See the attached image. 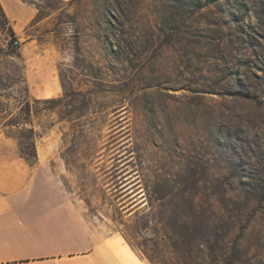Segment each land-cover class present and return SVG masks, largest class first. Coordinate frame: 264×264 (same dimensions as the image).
<instances>
[{"label":"rangeland","instance_id":"1","mask_svg":"<svg viewBox=\"0 0 264 264\" xmlns=\"http://www.w3.org/2000/svg\"><path fill=\"white\" fill-rule=\"evenodd\" d=\"M20 2L36 16L18 34L0 10L16 153L34 133L92 226L146 264H264V0ZM28 60L60 95H31Z\"/></svg>","mask_w":264,"mask_h":264},{"label":"crops","instance_id":"2","mask_svg":"<svg viewBox=\"0 0 264 264\" xmlns=\"http://www.w3.org/2000/svg\"><path fill=\"white\" fill-rule=\"evenodd\" d=\"M3 1L16 34L32 23L36 14L31 8L14 0L20 11L11 15ZM27 63L35 99L51 97L49 91L60 95L53 76L36 80ZM37 157L33 165L22 159L15 139L0 124V264H146L116 236L106 237L93 227L53 166H46L40 154Z\"/></svg>","mask_w":264,"mask_h":264},{"label":"trees","instance_id":"3","mask_svg":"<svg viewBox=\"0 0 264 264\" xmlns=\"http://www.w3.org/2000/svg\"><path fill=\"white\" fill-rule=\"evenodd\" d=\"M0 10H1V13L3 14L4 11H3V8L2 6L0 5ZM5 16V15H4ZM12 33L13 30H11ZM14 35V34H13ZM25 113L27 114H31V107H30V103L28 102L26 104V108H25ZM20 123L17 121V122H12L10 123L9 127L13 128V127H18ZM12 137V136H11ZM35 139H36V135L33 133L31 138H30V142L28 145H24L23 143H20V157L22 159H24L28 164H35L37 162V149H36V142H35ZM196 220L195 219H190V221L188 222V225L190 224L192 226V224H196ZM226 264H232V261L229 259V260H226Z\"/></svg>","mask_w":264,"mask_h":264},{"label":"built area","instance_id":"4","mask_svg":"<svg viewBox=\"0 0 264 264\" xmlns=\"http://www.w3.org/2000/svg\"><path fill=\"white\" fill-rule=\"evenodd\" d=\"M8 45L13 47V48H18L21 45V39L18 38L17 36L13 35L9 40H8Z\"/></svg>","mask_w":264,"mask_h":264},{"label":"bare ground","instance_id":"5","mask_svg":"<svg viewBox=\"0 0 264 264\" xmlns=\"http://www.w3.org/2000/svg\"><path fill=\"white\" fill-rule=\"evenodd\" d=\"M3 3H4V6H5L6 10H7L11 15H13V12H12V10H11L10 5H9L8 3H6L5 1H3Z\"/></svg>","mask_w":264,"mask_h":264}]
</instances>
